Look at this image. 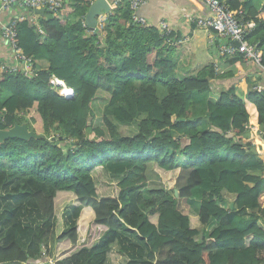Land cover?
Segmentation results:
<instances>
[{
  "label": "trees",
  "instance_id": "16d2710c",
  "mask_svg": "<svg viewBox=\"0 0 264 264\" xmlns=\"http://www.w3.org/2000/svg\"><path fill=\"white\" fill-rule=\"evenodd\" d=\"M92 3L65 0L37 23L22 6L18 39L33 72L0 75V128L26 123L39 135L0 142V189L16 175L32 184L26 193L48 225L38 233L43 259L106 264L117 244L151 259L126 264H264V135L251 130L264 131V89L246 98L235 86L215 91L221 75L213 64L179 75L173 34L135 21L127 0H116L100 31L89 33ZM227 3L256 22L247 38L264 63V4ZM42 59L48 68L38 66ZM134 123V135L122 133ZM177 169L168 187L163 172ZM180 198L189 199L186 213ZM18 240L7 230L0 264L41 256Z\"/></svg>",
  "mask_w": 264,
  "mask_h": 264
},
{
  "label": "crops",
  "instance_id": "0c3cea01",
  "mask_svg": "<svg viewBox=\"0 0 264 264\" xmlns=\"http://www.w3.org/2000/svg\"><path fill=\"white\" fill-rule=\"evenodd\" d=\"M112 1V8L116 0ZM258 7L264 4V0H251ZM22 5L0 9V75L4 72L5 64L16 62L14 51L8 41L3 37L4 27L13 19L24 17ZM36 14L33 20L37 23ZM138 15L143 17L147 24L160 26L166 22L173 34L171 44L172 57L176 64V72L179 75L194 74L202 68L213 64L216 72L221 75L213 80V90L221 91L232 86L236 87L237 93L246 98L248 92L260 85L264 87V70L256 64H248L244 60L236 62L231 60L236 54L228 51V46L234 45L230 38L222 37L215 31L199 26L196 18L210 15L208 5L200 0H149L143 5ZM106 17L107 15H103ZM91 32L90 30L88 31ZM40 68H48L47 60H39ZM232 72V75L224 74ZM189 205V204H188ZM208 230V229H207ZM120 259V255H118ZM119 260L115 258L114 264Z\"/></svg>",
  "mask_w": 264,
  "mask_h": 264
},
{
  "label": "built area",
  "instance_id": "2783aa9c",
  "mask_svg": "<svg viewBox=\"0 0 264 264\" xmlns=\"http://www.w3.org/2000/svg\"><path fill=\"white\" fill-rule=\"evenodd\" d=\"M95 0H93L94 2ZM120 1V0H118ZM129 1L130 7L133 11V19L140 23H147L143 17L138 15L139 9L145 5L149 0H127ZM205 2L209 9L210 15L207 17L196 18L197 24L205 28L211 29L216 32L217 35L230 38L234 42H238L239 45L228 46V51L231 54H241L243 59L248 64H256L264 70L263 63V52L254 43H251L247 36L255 28L256 22L254 20H248L245 18V10L234 11L230 8L227 0H200ZM17 2L25 7L45 8L48 11L54 13L59 12L63 6L65 0H2L0 9H6L11 7V4ZM112 6V4H111ZM19 19V18H18ZM18 19L10 21L3 30V37L11 45L16 62L13 64H5L4 72H21L25 75H30L33 72V61L32 58L28 57L22 47L19 44L18 39ZM106 17L102 16L99 18V28L101 29L105 23ZM161 31L165 34L170 33L168 23L162 22L159 26ZM52 85L61 87L60 92L66 97H72L74 95L73 88L68 87L65 82L58 78H53ZM255 89L262 90L264 87L260 85L256 86ZM253 132H258L264 135V131L259 129L257 126H252ZM263 141L260 139L259 143Z\"/></svg>",
  "mask_w": 264,
  "mask_h": 264
},
{
  "label": "rangeland",
  "instance_id": "374dc122",
  "mask_svg": "<svg viewBox=\"0 0 264 264\" xmlns=\"http://www.w3.org/2000/svg\"><path fill=\"white\" fill-rule=\"evenodd\" d=\"M189 74L191 73H188L187 75ZM120 129L123 134L134 135L138 131V124L134 123L131 125H121ZM178 170L179 169L172 172H163V178L168 187H172L174 185ZM3 187L0 189V194L2 195V209L0 212V243L7 230L14 231L19 239L18 241L33 255L41 252V256L37 257V261H35L34 264H54L55 261L52 258L43 259L45 254L42 253L43 248L39 243L40 241H38V233L40 231H44L48 225L45 222L41 212L37 209L36 206L33 205V203L31 202V198L26 193V191L32 189V184L24 183L22 177L16 175L11 180H7L6 184ZM200 193H197L195 195L198 196ZM146 196H148V193H146ZM188 204L189 199L180 198L178 207L181 211L186 213L189 210ZM72 210L74 209H71L70 212ZM72 213L74 214L72 216L68 213V224H71L77 215L75 214V211H73ZM61 228L62 226L59 227V229ZM135 243L137 244V242ZM119 247L120 246L117 244H113L110 247L106 264H114L113 261H115V258L119 260L118 264H126V261H129L130 257L134 258L135 260L148 257L143 253V251L140 252V250L136 249H134V252L136 251L135 255L130 254L129 248L123 249V251L125 252L121 253ZM118 255H120V259H118ZM147 260L151 263V259L147 258Z\"/></svg>",
  "mask_w": 264,
  "mask_h": 264
},
{
  "label": "water",
  "instance_id": "95a60500",
  "mask_svg": "<svg viewBox=\"0 0 264 264\" xmlns=\"http://www.w3.org/2000/svg\"><path fill=\"white\" fill-rule=\"evenodd\" d=\"M2 4V0H0V6ZM112 1L111 0H95L90 8L88 9L85 15V24L89 27V30L92 32L100 31L99 25V18L102 17L104 14L107 15L112 10ZM18 3L14 2L11 4V7L17 6ZM35 14H45V8H35L33 9ZM18 19V18H17ZM235 46H238V42H234ZM3 119L2 113L0 112V122ZM32 137L38 138L39 135L31 130L28 124H15L13 127L1 129L0 128V142L4 141L5 139L9 138H20L28 140ZM178 195V191L176 190V196ZM234 208V204L231 205Z\"/></svg>",
  "mask_w": 264,
  "mask_h": 264
}]
</instances>
